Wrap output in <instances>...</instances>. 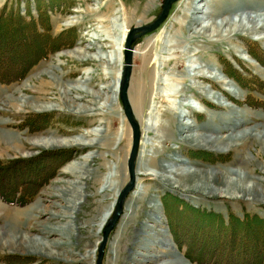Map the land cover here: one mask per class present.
<instances>
[{"label": "rangeland", "instance_id": "374dc122", "mask_svg": "<svg viewBox=\"0 0 264 264\" xmlns=\"http://www.w3.org/2000/svg\"><path fill=\"white\" fill-rule=\"evenodd\" d=\"M164 1L0 0V167L37 160L44 153L61 156L52 174L41 173L46 183L24 205L17 203L19 188L40 181L32 177L22 180L16 169L0 174V188L9 194V200L0 195V264H97L104 229L121 191L131 181L128 160L134 130L124 110L120 84L116 94L120 69L117 47L124 35L126 45L132 29L154 23ZM197 11L202 12L197 15ZM220 12L224 14L217 16ZM194 19L200 24L193 25ZM225 19L238 31L228 35L230 29L225 28L222 34L228 36L216 38L202 34V27L211 21L221 24ZM245 26L252 30L246 31ZM262 27L264 0H178L158 29L136 33L128 90L140 128L136 185L108 237L103 264H216L220 260L231 264L238 250H232L230 244L236 233H243V221L248 219L261 235L264 142L251 138L232 147L228 138L246 131L256 135L264 128ZM14 28L18 35L12 37L8 32ZM75 49L87 50L70 57L66 54ZM99 52L112 55L113 65L93 61L92 56ZM248 57L256 60L259 70ZM122 60L124 69L125 52ZM194 73L203 79L194 80ZM224 76L235 85V96L224 84ZM140 85L143 90L138 94ZM199 88L222 95L225 104L218 105ZM180 91L192 104L185 113ZM141 92L145 98L138 106ZM203 107L207 113L201 112ZM41 108L45 110H36ZM163 124L167 130L160 128ZM186 126L193 129L187 132ZM87 131L97 137L96 146L85 150L69 143L45 151L30 143L51 136L70 141ZM190 135L199 138L185 140ZM212 138L224 140L205 142ZM87 154L94 157L84 168L90 173L89 180L77 183L75 169L64 170L80 164ZM51 160L35 168L46 162L55 168L57 162ZM153 161L165 166V171L152 168ZM115 170L114 185L119 194L99 202L102 197L92 195L98 193L103 178ZM195 171L215 174L205 175L203 180L194 176ZM232 171L238 176L230 180L245 182L246 189L235 191L224 186L225 174ZM176 174L187 175L192 181L189 184L198 183L200 188H182L176 184L180 178ZM217 176L224 178V184L215 180ZM82 190L91 196L85 200L78 194ZM113 203L109 221L100 227L99 219ZM71 207L74 210L69 215ZM232 224L240 225L232 231ZM54 241H59L58 245H53ZM51 252L55 256L48 254Z\"/></svg>", "mask_w": 264, "mask_h": 264}, {"label": "bare ground", "instance_id": "6f19581e", "mask_svg": "<svg viewBox=\"0 0 264 264\" xmlns=\"http://www.w3.org/2000/svg\"><path fill=\"white\" fill-rule=\"evenodd\" d=\"M195 9H197L198 10V8H196L195 7ZM203 9V8H202ZM228 10V9H227ZM202 12V11H201ZM201 12H198L197 11V15L198 14H201ZM227 12H230V11H227ZM203 13H206V12H203ZM191 14H193V12H191ZM207 14V13H206ZM220 14L221 15H223L224 14V12H220V13H217V16H220ZM208 15H210L209 13H208ZM252 22V20L251 21H249V24ZM141 23V22H140ZM139 23V24H140ZM193 25H196V24H200L199 22H198V20L197 19H194V22H191ZM190 23V24H191ZM248 24V25H249ZM192 25V26H193ZM234 24L230 21V20H222V22H221V24H218L216 21L215 22H212L211 21V23H210V25H208V26H206V27H202V30H203V35H205V34H208L209 33V37H211V38H216L217 36H219V35H221L222 37H227L228 35H230L231 33H233V32H236V31H238L236 28H235V25L233 26ZM148 26V25H147ZM244 26V25H243ZM251 26V25H250ZM249 26V27H250ZM144 27V26H143ZM246 27V26H245ZM243 27L246 31H250V30H252V28H249V27ZM255 30L258 28V27H255V26H252ZM137 28H139V27H137ZM225 28H229L230 30H227L226 32H227V34L228 35H226V33H225V35L226 36H224L223 34H222V32H223V29H225ZM239 28H240V26H239ZM262 28H264V27H262ZM254 29H253V31H251V33H253V32H255L254 31ZM133 30V29H132ZM131 30V31H132ZM130 31V32H131ZM130 32H129V34H130ZM225 32V31H224ZM223 32V33H224ZM128 34V35H129ZM208 36V35H207ZM127 39V38H126ZM264 39V37L263 38H261L260 37V39H259V41H262ZM98 41V40H97ZM136 41V40H135ZM173 43V42H172ZM125 44V35L123 36V38H122V40H121V42L119 43V45H118V47H117V51H118V56H119V58H120V61H119V65H120V69H119V74H118V86H117V92H116V94L118 95L119 94V84L120 85H122V82H123V77H122V81H121V75L123 76V74H122V72L121 71H123V70H125V68L123 69V60H122V57H123V55H124V52H125V50H126V45H124ZM176 44H178L179 45V43H176ZM174 46H175V44H174ZM173 47V46H172ZM177 47V46H176ZM88 49V48H87ZM87 49H84V50H81V49H75V50H73L72 52H67L66 54L67 55H69V57L70 56H74V54H82L84 51H86ZM173 49V48H172ZM176 49V48H175ZM115 50H116V48H115ZM135 54H136V52H134ZM246 57V56H245ZM117 58V57H116ZM177 58H178V56L176 57V58H174L172 61H176L177 60ZM93 61H99V62H104V63H109V64H112V55H110V54H103L102 52H99L98 54H96L95 56H92V58H91ZM114 59V58H113ZM181 60H182V57L180 58ZM246 60V59H245ZM248 62L252 65V66H254L256 69H258L259 67H261L257 62H256V60H254L252 57H248ZM171 61V60H170ZM115 63H116V61H115ZM115 63H114V66H115ZM108 64V65H109ZM168 64V63H167ZM113 65V64H112ZM110 66V65H109ZM115 68V67H114ZM113 68V69H114ZM181 68V67H180ZM179 68V69H180ZM259 70V69H258ZM184 73V72H183ZM111 74V76H112V73H110ZM131 74H132V71H131ZM194 74H196V73H194ZM90 75V74H89ZM107 75V74H106ZM110 76V75H109ZM114 76V75H113ZM185 76V78H187V76L186 75H184ZM192 77H194V80H197L198 78L199 79H203V77H201L200 76V73H198V74H196V75H193ZM223 78V80L225 81V85L226 86H229L230 88H232V90L230 89V90H228L229 91V93H231V95H234L235 93H237L236 92V89H234L235 88V85L230 81L229 82V80L226 78L225 79V76L224 77H222ZM120 81H121V83H120ZM196 82V81H195ZM196 84V83H195ZM194 85V84H193ZM141 86L142 85H140L139 86V92H138V94L140 93V91H141ZM194 86H196V85H194ZM121 89V88H120ZM200 90H203L204 92H206V93H208L207 94V96L208 95H210L211 96V99L213 98V99H216L217 101H218V105H220V106H223L224 104H225V102L226 101H223L222 102V100H221V98H222V95H218V94H213V93H209L208 91H207V89L206 88H199ZM73 91H76V92H78L77 90H79V88L78 89H75V88H73L72 89ZM143 90V89H142ZM80 91V90H79ZM81 92V91H80ZM203 92V93H204ZM184 92L183 91H180L179 92V94H180V97H183V99H182V102L183 103H181L182 104V106L184 107L183 108V111L182 112H188V110H189V107L192 105V104H190L188 101H189V98L187 97V96H184V94H183ZM233 93V94H232ZM141 94H142V92H141ZM204 96H205V93H204ZM206 96V97H207ZM235 96V95H234ZM179 97V96H178ZM144 96H143V94L141 95V97H139V99H138V103H137V105L139 106L140 104H142V102H143V100H144ZM208 98H209V96H208ZM83 98H81V100H82ZM162 101V100H161ZM181 106V107H182ZM204 108V107H203ZM203 108H201V112L202 113H207L208 112V110H206L205 108L203 109ZM36 110H39V111H41V110H45L44 108H41V109H36ZM183 113V114H184ZM230 113V112H229ZM228 113V114H229ZM237 113V112H236ZM233 115V114H232ZM240 115H243V114H240ZM239 115V116H240ZM230 116V115H229ZM229 116H227L228 118H229ZM235 116V115H234ZM238 118V117H237ZM224 119V118H223ZM232 119V118H231ZM234 119V118H233ZM240 122L241 123H245L244 122V120H240ZM187 127V126H186ZM160 128L162 129V130H167L168 128H166V125L165 124H163V125H160ZM208 128V127H207ZM190 129H193V128H191V127H187L185 130H187V132L190 130ZM185 130H184V132H182V135L181 136H183V134L184 133H186L185 132ZM254 130H256L255 128L252 130V131H254ZM247 132V131H246ZM246 132H244V133H246ZM150 133V132H149ZM244 133L243 134H240V135H237V137H233L232 135L231 136H229V138H228V140H230V142H232V147H234V146H237V145H242V144H244V143H246L249 139H251V138H253V139H255V140H257V141H263L264 142V128L262 129V131L261 132H258V134L256 133V135H253V133H249L248 134V132H247V135H245L244 136ZM188 136V135H187ZM97 136L93 133V132H90V131H87V132H83L81 135H79V136H77V137H73V138H71L70 139V141H61L60 140V138H57V137H53V136H51L49 139L48 138H38V139H32V140H30L31 142V145H33V146H35V147H39V148H41V149H45V151L46 150H49V151H51V149H55V148H60L61 146H69V143H74L75 145H78L79 147H81L82 148V150H85V149H87V148H92V147H95L96 146V144H95V142H96V140L94 139V138H96ZM184 137V136H183ZM155 138L156 139H159L160 137L158 136V135H155ZM195 138H197L196 137V135L195 136H193V135H190L189 136V139H185V140H194ZM199 138V137H198ZM197 138V139H198ZM224 139H215V138H212L211 140H205V142L207 143V144H217V143H219V142H221V141H223ZM202 141V140H201ZM250 141V140H249ZM229 142V143H230ZM237 144V145H236ZM109 145V144H108ZM110 146V145H109ZM217 146V145H216ZM56 150H59V149H56ZM84 157H86L80 164L79 163H77V164H72L70 167H68L66 170H64V173H66V172H71L72 170H74V172L76 173V175H75V178L77 179V183H87L88 182V180H89V172L87 171V168L86 169H84L85 168V166L86 167H88V165H89V162L90 161H92L93 159H94V157L92 156V155H90V154H87V155H85ZM148 160H147V158H146V161L145 162H147ZM154 161L152 162V165H151V167L153 168V166H157V167H159L161 170H164L165 171V166H163V165H157V163H154ZM237 171V170H236ZM184 172V171H183ZM196 172V171H195ZM202 174H199V172H196L195 174H194V176L195 177H197V178H199L200 176H201V178L203 179L204 178V176L206 175V177L208 176H212V174L214 175L215 173H212V174H206V173H203V172H201ZM118 174V171L117 170H115L114 172L113 171H111L110 173H108L107 175H106V177L105 178H103V180H102V182H101V184H100V188L98 189V193H96V194H94V195H92V196H101L102 198H100L99 199V202H104L105 200H109L110 199V197L112 196V194L113 193H116V195H118L119 194V189L118 188H116L115 187V185H114V183H115V181L117 180V177H116V175ZM174 175V174H173ZM185 175V174H184ZM182 175V174H176L175 176L176 177H180L179 178V180L176 182V184H178V185H182V188H185V187H187V190H194L193 188H195V189H199L200 187V184H198V183H195V181H193L195 184H193V185H190L189 183H192V181H189L188 179H186L187 178V175ZM243 175V174H242ZM174 176V177H175ZM236 176H238L237 175V172H227V174H225V180H226V183H225V187H228V188H232L233 190H237V189H246V187H245V182H239V184L238 183H235L234 182V180H233V182L235 183H233L231 180L233 179V177H236ZM244 177V176H243ZM184 178V179H183ZM219 179V180H218ZM231 179V180H230ZM203 180H206V179H203ZM208 180H209V178H208ZM215 180H218L219 182H222L223 181V184H224V178L223 177H219V176H217V177H215ZM214 180V181H215ZM221 180V181H220ZM240 181H241V178L239 179ZM244 180H246V177L244 178ZM237 181V180H236ZM211 182H212V180H211ZM185 184V185H184ZM211 184V183H210ZM188 185V186H187ZM77 186V185H76ZM248 188V187H247ZM74 190H76V187L74 186ZM220 191V193H224V192H227V191H223L222 189H216V192H219ZM227 193H229V192H227ZM226 193V194H227ZM235 193V192H234ZM233 193V194H234ZM78 194H80V196L81 197H85V200L86 199H88V197H90L91 195H86L85 194V191H79V193ZM219 194V193H218ZM120 196V195H119ZM140 198V197H139ZM119 199V198H118ZM80 205H82V203L80 204ZM117 206H118V200H117ZM97 208V207H96ZM113 208H115V203H113L112 204V206L108 209V211L106 212V214H104V216L103 217H101L100 219H99V221H98V224H100V227H103L104 225H105V223L106 222H108L109 221V219H110V217H111V213H112V211H113ZM98 209V208H97ZM116 209H117V207H116ZM67 210H68V208H67ZM74 210V208H69V215H71V212ZM68 212V211H67ZM115 212H116V210H115ZM115 212H114V214H115ZM114 214H113V216H114ZM123 214H124V211H123ZM122 214V215H123ZM154 216L156 217V218H159V214L157 213V212H154ZM112 219H113V217H112ZM111 219V220H112ZM110 220V221H111ZM108 224V223H107ZM106 228V227H105ZM64 234L66 233V232H63ZM63 234V235H64ZM68 235V234H67ZM16 238H17V236H15ZM25 241V240H24ZM14 242H15V240H14ZM33 242V241H32ZM37 242V241H36ZM59 242V241H58ZM58 242H52L53 243V245H58ZM52 243H51V245H52ZM13 244V243H12ZM35 244V243H34ZM59 245H61V244H59ZM37 245H35V247H36ZM46 247H44V249L46 248L47 249V245H45ZM34 247V246H33ZM39 248V247H38ZM42 249V248H41ZM48 254H50V255H54L52 252L51 253H48ZM55 256V255H54Z\"/></svg>", "mask_w": 264, "mask_h": 264}, {"label": "trees", "instance_id": "16d2710c", "mask_svg": "<svg viewBox=\"0 0 264 264\" xmlns=\"http://www.w3.org/2000/svg\"><path fill=\"white\" fill-rule=\"evenodd\" d=\"M36 30V29H35ZM37 31V30H36ZM9 34L13 37L14 34L17 36L16 28L10 29ZM29 42H26L25 45H29ZM3 59L0 56V63ZM42 119H46L45 117H40ZM57 153H44L39 159L37 160H28V161H17L16 163H11L5 167H0V174L3 175L8 170L16 169L17 172H20V177L22 180H28V177L34 178L35 181H40L38 185H34L31 182L25 186H21L20 189V201L17 200V203L22 205L32 201L36 196L37 192L39 191L40 187L46 183V178L41 176V173L45 171V174L48 176L50 173L52 174L54 170L59 166V162L57 161L58 158ZM52 158V162L56 161V167L53 168L51 166L49 168L48 163H44L43 166L39 169H36L35 165H40L44 160ZM3 162L0 161V165ZM24 163V164H20ZM46 176V177H47ZM2 179L0 178V181ZM12 179H7L5 182H9ZM3 181V180H2ZM30 181V180H29ZM0 195L3 196V199H8L9 194L5 191H2L0 188ZM234 218L232 217V223ZM245 223V228L243 233L239 235L236 233L234 238H232L230 248L232 250L237 249L238 253L236 258H230L231 264H264V227L262 229L261 235L257 233V231L249 225V220L243 221ZM252 224V222H250ZM240 225V224H239ZM239 225L232 224V231L236 230ZM253 236V237H252ZM216 264H223V262L217 261Z\"/></svg>", "mask_w": 264, "mask_h": 264}, {"label": "water", "instance_id": "95a60500", "mask_svg": "<svg viewBox=\"0 0 264 264\" xmlns=\"http://www.w3.org/2000/svg\"><path fill=\"white\" fill-rule=\"evenodd\" d=\"M177 1L178 0H165L163 4L162 12L160 16L157 18V20L148 26L134 28L126 39L125 70L123 71V82L120 89V95L126 116L134 130L133 147L128 160V168L131 176V181L130 184L121 191L118 199V206L113 216V219L107 224L106 228L104 229V235L102 238V243L99 248L97 264H103L104 250L108 242V237L123 214L124 203L126 198L134 190L136 185L135 162L138 156L139 146H140V128L134 119L135 116L133 114L132 107L128 97V90L130 86L131 71H132V61L134 56L132 48L136 40L135 35L136 33L146 34L158 29L166 21L173 4Z\"/></svg>", "mask_w": 264, "mask_h": 264}]
</instances>
